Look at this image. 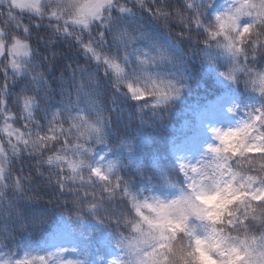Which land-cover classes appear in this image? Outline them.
<instances>
[{"label":"clouds","instance_id":"obj_1","mask_svg":"<svg viewBox=\"0 0 264 264\" xmlns=\"http://www.w3.org/2000/svg\"><path fill=\"white\" fill-rule=\"evenodd\" d=\"M69 259L264 264V0H0V264Z\"/></svg>","mask_w":264,"mask_h":264},{"label":"snow or ice","instance_id":"obj_2","mask_svg":"<svg viewBox=\"0 0 264 264\" xmlns=\"http://www.w3.org/2000/svg\"><path fill=\"white\" fill-rule=\"evenodd\" d=\"M77 227H79V225H77ZM65 251H67V250H65ZM71 251L75 252L77 250L76 249H72ZM61 254H63V253H61ZM67 264H81V262L80 261H77V260H74V259H69L67 261ZM112 264H116V261H113Z\"/></svg>","mask_w":264,"mask_h":264},{"label":"trees","instance_id":"obj_3","mask_svg":"<svg viewBox=\"0 0 264 264\" xmlns=\"http://www.w3.org/2000/svg\"><path fill=\"white\" fill-rule=\"evenodd\" d=\"M195 124V120H193V125Z\"/></svg>","mask_w":264,"mask_h":264}]
</instances>
